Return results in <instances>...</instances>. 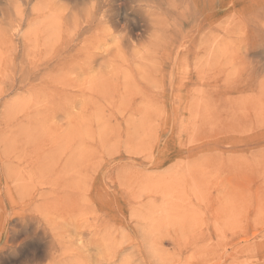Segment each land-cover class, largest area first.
Here are the masks:
<instances>
[{
  "label": "rangeland",
  "instance_id": "374dc122",
  "mask_svg": "<svg viewBox=\"0 0 264 264\" xmlns=\"http://www.w3.org/2000/svg\"><path fill=\"white\" fill-rule=\"evenodd\" d=\"M0 264H264V0H0Z\"/></svg>",
  "mask_w": 264,
  "mask_h": 264
},
{
  "label": "bare ground",
  "instance_id": "6f19581e",
  "mask_svg": "<svg viewBox=\"0 0 264 264\" xmlns=\"http://www.w3.org/2000/svg\"><path fill=\"white\" fill-rule=\"evenodd\" d=\"M45 7H46V5H45ZM46 8H47V7H46ZM61 13H62V12H61ZM99 25H100V24H99ZM24 34H25V33H24ZM27 34H28V33H27ZM20 36H21V35H20ZM21 37H22V36H21ZM8 40H9V39H8ZM60 71H61V70H60ZM60 71H59V72H60ZM139 137H140V136H139ZM139 143H140V142H139ZM187 186H188V185H187ZM181 190H182V189H181ZM244 259H245V258H244Z\"/></svg>",
  "mask_w": 264,
  "mask_h": 264
}]
</instances>
